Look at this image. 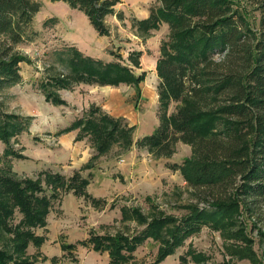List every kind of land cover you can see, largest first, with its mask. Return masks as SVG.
I'll return each mask as SVG.
<instances>
[{
	"label": "trees",
	"instance_id": "trees-1",
	"mask_svg": "<svg viewBox=\"0 0 264 264\" xmlns=\"http://www.w3.org/2000/svg\"><path fill=\"white\" fill-rule=\"evenodd\" d=\"M51 1H63L84 12L101 36L110 35L109 16L125 19L124 12L117 10L122 0ZM156 2L147 17L133 16L131 24L143 39L162 24L169 28L156 63L157 127L135 140L136 124L92 103L57 132L77 130V140L87 138L95 152L91 161L71 175L44 169L34 178L19 176L8 160L25 157L14 149L13 140L29 131L34 117L6 110L4 94L22 82L21 63L29 59L17 46L38 36L33 23L43 2L0 0V140L5 144L0 169V264H34L28 247L43 242L35 229H46L48 215L62 196L73 193L97 208L106 204L88 190L92 175L82 171L115 146L124 154L136 145L161 159L172 157L179 142L187 144L191 155L167 167L180 171L198 201L188 204L180 218L161 213L148 221L136 210L134 216L144 227L132 237L92 231L85 245L108 251L110 264L133 261L137 248L148 238L161 244L152 263L157 264L203 226L218 228L240 207L253 212L264 203V0H252L258 16L244 9L240 0ZM54 52L63 67L45 68L40 88L46 101L55 105H68L60 91L82 83L132 84L139 93V84L147 76L146 70L137 72L142 69L141 50L107 62L86 55L74 44ZM62 247L73 249L74 245L63 243ZM249 257L256 264L255 253Z\"/></svg>",
	"mask_w": 264,
	"mask_h": 264
},
{
	"label": "rangeland",
	"instance_id": "rangeland-1",
	"mask_svg": "<svg viewBox=\"0 0 264 264\" xmlns=\"http://www.w3.org/2000/svg\"><path fill=\"white\" fill-rule=\"evenodd\" d=\"M41 1L43 7L33 23L38 36L32 42L17 46V50L29 59L21 63L22 82L4 94L6 110L34 117L29 131L13 140L14 149L25 157L8 158L19 176L34 178L44 169L71 175L91 161L95 152L87 138L77 140V130L62 135L57 132L82 116L92 103L104 102L107 109L135 123V134L152 131L150 128L158 119L159 104L156 63L161 42L169 32L168 25L162 24L159 30L143 39L132 27L131 18L147 17L150 6L156 5L157 0H122L117 10L124 12L125 19L109 16L108 36L99 35L85 13L71 8L66 2ZM240 3L251 15L258 16L252 0H240ZM47 19L50 20L46 25ZM73 44L82 48L79 49L86 55L106 62L120 55L126 59L130 51L141 50L142 69L137 72L146 70L147 76L139 84V93L132 84L114 87L82 83L71 90L60 91L68 105L46 101L40 88L45 68L55 64L62 69L54 51ZM0 99L3 100V93ZM4 149L5 144L0 140V169L5 161ZM126 153L121 154L120 148L115 146L108 154L96 159L91 168L82 171L85 176L92 175L88 190L106 200L103 207H94L73 193L55 202L46 229H35L43 236V242L41 245L31 243L28 247L27 255L34 264H110L108 251L85 245L84 241L90 238L92 231L132 237L144 227V223L134 216L136 210L148 221L161 213L180 218L187 213L185 207L188 204L198 201L180 171L167 167V164L182 163L189 157L190 146L179 142L176 153L170 158L156 159L151 154L140 153L134 164H129ZM225 221L223 225L221 221L218 228L203 226L174 254L157 264H176L175 259L180 261L181 257L184 261L179 264H197L196 260H201L199 264H254L249 257L251 252L256 255V264H264V203L257 204L253 212L242 206ZM63 243L73 244L74 248L63 249ZM160 245L159 241L148 238L137 248L135 259L126 264L154 263Z\"/></svg>",
	"mask_w": 264,
	"mask_h": 264
},
{
	"label": "crops",
	"instance_id": "crops-1",
	"mask_svg": "<svg viewBox=\"0 0 264 264\" xmlns=\"http://www.w3.org/2000/svg\"><path fill=\"white\" fill-rule=\"evenodd\" d=\"M145 16V15H144ZM146 17V16H145ZM80 48V47H79ZM81 50H83L82 48H80ZM88 53V52H87ZM88 54H90V53H88ZM97 104H99V105H101L106 111H108L109 113H111V114H113V115H116L115 113H113L110 109H107L108 107H107V104H105L104 102H100V103H97ZM86 105V104H85ZM86 106H88V105H86ZM157 110H158V107H157ZM157 110H156V115H157ZM116 116H120V115H116ZM132 124H135V123H132ZM157 125H158V119H155V121H154V123H153V126H152V128H150V129H152V131L150 132V133H152L153 131H154V129L157 127ZM71 132H75V131H71ZM77 132V131H76ZM150 133H148V134H150ZM144 135H146V134H143V135H138V134H135V140H137L138 138H140V137H142V136H144ZM140 153H142V154H144V153H147V154H150L148 151H147V149H145V148H138L136 145L135 146H133L132 148H131V150L130 151H128L125 155L127 156V158H128V162H129V164H134L135 163V157L137 156V154H140ZM126 162V161H125ZM123 165H124V163H123ZM122 166V164L120 165V167ZM126 167H128V166H126ZM132 172V171H131ZM177 172V171H176ZM71 194V193H70ZM69 194V195H70ZM176 252V251H175ZM174 252V253H175ZM174 253H172V254H174ZM172 254H170V255H172ZM170 255H168L167 257H169ZM166 257V258H167ZM165 258V259H166ZM175 261H176V264H179V262L181 261V259H180V261H178V260H176L175 259Z\"/></svg>",
	"mask_w": 264,
	"mask_h": 264
}]
</instances>
